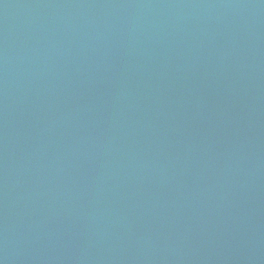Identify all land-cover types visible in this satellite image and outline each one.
Masks as SVG:
<instances>
[{"label":"water","instance_id":"95a60500","mask_svg":"<svg viewBox=\"0 0 264 264\" xmlns=\"http://www.w3.org/2000/svg\"><path fill=\"white\" fill-rule=\"evenodd\" d=\"M0 264H264V0H0Z\"/></svg>","mask_w":264,"mask_h":264}]
</instances>
